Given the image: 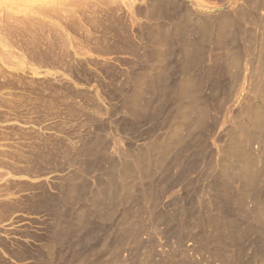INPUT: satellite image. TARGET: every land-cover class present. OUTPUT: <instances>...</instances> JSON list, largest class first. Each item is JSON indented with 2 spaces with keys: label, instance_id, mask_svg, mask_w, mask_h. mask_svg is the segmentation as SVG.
<instances>
[{
  "label": "rangeland",
  "instance_id": "1",
  "mask_svg": "<svg viewBox=\"0 0 264 264\" xmlns=\"http://www.w3.org/2000/svg\"><path fill=\"white\" fill-rule=\"evenodd\" d=\"M152 1L0 0V264H148L146 257L150 248L155 252L154 260L161 264L165 253L171 251V254L179 255L178 243L174 240L167 242L169 235L163 224L157 225L162 233L161 236L157 234L159 237L151 225H147L150 216L147 211L141 210L149 208V200H137L149 190L140 191L143 186L140 179L135 177L133 181L135 198L130 202L128 200L129 204L119 206L116 216L107 220L109 210L101 207L102 198L97 194L103 182L102 172L83 171L82 162L74 160L75 153L82 146L100 138L105 141L106 158L118 159L115 152L120 150L122 153L140 148L148 151V147L149 159L154 158L160 152L165 131L172 128H167V110L178 104L177 99L171 101L167 110L160 107L164 103L163 89L167 82H174L172 84L177 86L180 94L183 77L179 78V73L172 75L174 79L170 78L171 81L166 77L178 66L182 54L179 52V58L177 53L178 59L173 55V50L179 48L178 43L172 40L173 34L176 35L173 21L160 19L159 22H151L148 19L151 18L149 5ZM165 1L164 6H172L177 18L188 16L189 12L190 15L186 16L189 21L185 17L183 20L193 25L199 24V20L205 17L216 18L229 10L233 13L238 6L245 4V0ZM231 1L232 5L235 2L236 5H228ZM178 13L184 14L180 16ZM257 15L263 20L264 9ZM253 24L243 19L237 20L235 27L241 31L245 27L259 30L260 23L253 20ZM18 30L22 32L17 33ZM189 38L193 41L198 37L192 33ZM214 46H209L213 54L218 48ZM208 62L206 65L210 64ZM123 88L125 93L121 91ZM238 108H233V114L238 113ZM223 113L215 114L216 120L208 129L201 147L193 155H187L192 161L188 157L186 160V155L183 157V165L186 169L189 167L186 170L188 173L174 167L166 180L163 178L165 174L158 171L155 179L158 190L169 188L181 195V189L186 187L206 186L207 177L200 179L193 174L194 179L187 177L185 181L182 172L191 174L196 171L195 166H204V163L214 160L216 148L213 143L224 145L230 122L224 123L229 116L232 121L235 120L233 114L224 117ZM175 125L174 130L178 125V129L184 128L181 124ZM15 152L20 153L17 155ZM105 164L108 168V163ZM180 175L183 177L180 178ZM169 177L172 180H168ZM146 185L149 186V183ZM158 196L164 204L169 201V195L168 198L166 194ZM169 205L168 202V207H161L168 212ZM138 215L143 218L142 221ZM138 222L145 227L140 231L145 243L142 248H134L128 237ZM121 242L122 245L119 244ZM191 244L188 243V247ZM248 248L247 255L252 252V248L249 251ZM118 253L119 257H116ZM204 254L207 255L206 252ZM173 260L164 264H172ZM253 260L249 261L255 264Z\"/></svg>",
  "mask_w": 264,
  "mask_h": 264
},
{
  "label": "bare ground",
  "instance_id": "2",
  "mask_svg": "<svg viewBox=\"0 0 264 264\" xmlns=\"http://www.w3.org/2000/svg\"><path fill=\"white\" fill-rule=\"evenodd\" d=\"M232 1L228 5H232ZM165 2L167 1L153 0L152 5H149L151 6L149 14L151 15V18L148 19H150V21L157 20L158 22L160 19H164V21H173L172 26H175L174 28L176 29V35L172 33V40L174 43H178L179 45V48L177 47L175 51L173 50V55L176 57L178 53L180 58V55L182 54V58H180L181 60L180 62L178 61L179 64H177L178 66L173 68V70L172 67H170V70L172 71L170 74H167L168 76L166 78L170 80V78L175 76L176 73H179V78L183 77L182 79H184V83L182 82L183 85L180 89V94L178 88H176L177 86L174 87L172 84L174 82H167V84H164L166 86L165 88L162 85L164 88V103L160 108L162 110L166 108L165 110H167V107L172 104L171 101L177 99L176 102H178V104H176L175 107L173 104L174 110L171 106L167 110V119H169V125H167V128H173L174 126L176 127V123L181 124V126L184 128L182 127L183 129H178V126H180L178 125L177 130H174L175 127L174 129L171 128L173 132H170L171 129L168 131L166 130L165 136L163 137L164 139L161 141L162 145H160V152L158 156L154 158L151 157L149 159V147L148 151L140 148L142 150L138 149L137 151L128 153H122L121 150L119 152H115L116 155L118 153V159L116 158L117 160L114 157L110 158L109 156V158H106L107 156H105L106 152L104 155L105 148L103 145L105 141L102 142L100 138V140L96 139L90 143L87 142L82 147L80 146L81 149L77 151V153L74 152L76 155L74 160H78V162L80 160V162H82L84 168L83 171L88 173H93L95 171H99V173L102 172L101 176H103V182L101 188H99L97 191V194L103 199H100V205H102L101 207H104V210H109L107 212L108 216H106L107 220L113 216H116L115 214L119 206H125L129 204L133 198H135L134 192L136 190L133 192V181L135 180V177L140 179L141 184H143L141 188L142 190L140 191L146 192L149 190V193H143L144 195H141L142 199H135V201H140L143 199L145 200L148 198L149 202L148 200L147 202L149 203V208L147 207V209L143 208L141 210V212L147 211L148 215L150 216V220L147 218L148 216L146 217L148 221H150V223H147V225L150 224V227L156 232L157 235L160 234L159 228L157 229V227L163 224L166 227V233L169 235L167 242L174 240L179 246V248H177V245V247H175L178 249V251L180 250L178 256H175V253L171 254V251L165 253L164 256L162 255V261H164L162 262L163 264L166 263V261L168 262L173 259L176 260V258L178 261L175 262V260H173L172 264H203L202 262H205V264H252L253 262H250L249 260H253L254 258L255 260L253 261L255 264H264V17L262 18L263 20H261V17L259 18L257 15L258 11L264 9V0H245V4L242 3L244 5L241 7L238 6V10L234 11L233 13H230L229 10V13L227 12L225 15L216 16V18L210 17L208 15L209 17L199 20L200 23L197 25L190 24L189 22L183 20L185 17L189 21L190 18H187L190 15L189 12V15H186L187 17L184 16L182 18L180 16L184 13L181 15L178 13L180 18H177L178 15L176 16L172 11L174 8H172V6L166 8L165 6L168 5L165 4L164 6ZM230 9L232 10V8ZM243 19L249 20L251 25H254L253 20L255 23L259 22V30L257 29L255 31V29L253 30L250 27H245L243 31L238 30L235 27V24L237 20L241 21ZM10 20L13 21L12 19ZM36 31L37 29L34 30V32ZM18 32L22 31L18 30L17 33ZM257 32H259L260 35H258L259 33L257 34ZM192 33L196 34L198 37L193 41L190 40L191 37L189 38L190 34ZM42 39L44 38L42 37ZM29 40H31V37ZM242 42L245 44H242ZM213 44H215L214 47L218 46V48L216 47L217 49H215V54H213L209 49V46L212 48ZM207 60L209 61L208 63H210L208 65L211 66L206 65ZM176 62L177 60L175 63ZM179 82L181 83V81ZM121 91L124 92L125 88H123ZM234 107H239L238 113L233 114ZM150 111L152 110H149V112ZM221 112H224V117L229 116L230 114H233L235 117V120L232 121L231 116H229L227 121L224 123V125H226L227 122H230V130L227 141L222 146L213 143L216 148V153L214 154L213 158L214 160L204 163V166H199L201 165L199 164L196 167L194 165L195 169H192L196 171H191V174H187L188 171L186 170H188L189 167L186 169L184 166L185 164L183 157L186 155L184 158L187 160V155H193V152H195L197 148L201 147L204 137L209 132L208 129L210 130V128L213 127V122L216 120L215 114H220ZM145 116L146 115H144V117ZM73 147L75 146L73 145ZM188 158L190 159L191 157L189 156ZM189 159L188 161L191 160ZM105 163H108V168L104 166ZM18 167L20 166L18 165ZM174 167H178L180 171L182 169L183 171L187 172H182L184 174L183 176L186 177L185 181L188 180L187 177L193 178V174H197L200 179L207 177L208 179L206 186L196 183L197 185L193 189H187V187V190L180 188L183 191L181 195L178 194L176 190L170 191L167 186L166 187L168 189L158 190V188L155 187L157 186L155 185V179L157 178L156 176L158 171L165 174L166 177L163 178H166L167 180V176L170 175V170ZM79 175H81V171L79 172ZM183 176L180 175V178ZM164 179L162 181H164ZM168 180L172 179L170 178ZM168 182H166V184H168ZM148 183L149 186L146 185ZM119 189L123 191H120ZM163 194H166L167 198L169 195V201H165L167 202L165 204L163 203L162 198L158 196ZM189 196H193L192 199H190L191 197ZM204 196L208 198H205ZM85 201L86 200H84V202ZM168 202L170 205L169 211L167 212L163 210L161 206H167ZM85 212L87 211L85 210ZM147 219H145V221ZM143 223L138 222L131 231H127H130V234L129 236H126L130 237L131 242L129 241V243H131L134 248H142V246H145V243L143 244V240L140 237V231L142 228H145L142 227ZM82 228L83 227H81V229ZM127 232L125 233L128 234ZM161 234L159 236H161ZM120 236L121 235H119V237ZM157 236L154 237L157 238ZM188 243L192 246L188 247ZM119 244L122 245V242ZM245 246H248L249 248L246 247L245 249ZM247 248L248 251L250 248H252V252L250 254L248 253V255ZM175 250L176 249H174V251ZM133 251L136 252V250ZM205 252L207 255L204 254ZM148 253L149 254L147 257L145 255L149 261L148 264H161L160 262H156L154 260L155 252H153V248H150ZM117 256L119 257V253L116 255V257ZM199 256L200 259H197Z\"/></svg>",
  "mask_w": 264,
  "mask_h": 264
}]
</instances>
